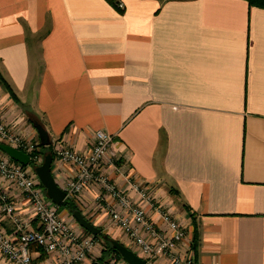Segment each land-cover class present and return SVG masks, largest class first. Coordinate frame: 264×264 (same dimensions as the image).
Listing matches in <instances>:
<instances>
[{
    "label": "crops",
    "instance_id": "crops-1",
    "mask_svg": "<svg viewBox=\"0 0 264 264\" xmlns=\"http://www.w3.org/2000/svg\"><path fill=\"white\" fill-rule=\"evenodd\" d=\"M118 1L122 13L105 0H0L2 76L52 150L85 156L96 131L111 135L109 157L150 186L191 240L187 206L199 233L194 264H264V10L243 0ZM7 95L0 87V117L35 140ZM50 170L62 188L74 169L53 158ZM0 190L38 229L26 198L1 179ZM97 192L80 205L101 227ZM0 228L14 234L1 213ZM52 258L34 250L31 264ZM0 264H9L1 254Z\"/></svg>",
    "mask_w": 264,
    "mask_h": 264
},
{
    "label": "built area",
    "instance_id": "built-area-1",
    "mask_svg": "<svg viewBox=\"0 0 264 264\" xmlns=\"http://www.w3.org/2000/svg\"><path fill=\"white\" fill-rule=\"evenodd\" d=\"M25 139L0 122L1 144L28 156L34 154L37 143ZM112 141L111 135L96 131L88 155H79L59 145L53 149V158L74 169L72 177L61 188L66 193V200L80 204L82 193L95 187L98 191L94 198L95 205L104 211L109 226L122 232L136 255L146 264H154L155 261L194 264L187 230L168 207L159 203L149 185L132 179L120 160L109 157ZM32 158L39 166L40 158L37 155ZM105 163L113 168L118 180L123 181V188L104 172L102 167ZM33 170L0 152V179L26 198L33 211L34 221L38 224V229L32 230L30 222L17 214L11 197L0 190V213L14 227L12 235H7L0 228L2 258L9 264H31L32 252L37 250L53 257L52 264H83L97 248L98 242L59 217L56 206L44 196V189ZM108 264L125 263L112 260Z\"/></svg>",
    "mask_w": 264,
    "mask_h": 264
},
{
    "label": "water",
    "instance_id": "water-1",
    "mask_svg": "<svg viewBox=\"0 0 264 264\" xmlns=\"http://www.w3.org/2000/svg\"><path fill=\"white\" fill-rule=\"evenodd\" d=\"M34 129L36 130L39 145H42L43 147H49L51 144H53V141L50 139L48 133L43 128L41 123H38L37 121L32 122ZM0 152L8 157V159H11L12 161L22 165L23 167L30 166V159L29 156L25 153L21 152L20 150H17L15 148L6 146L4 144H0ZM52 155L47 154L43 156V163L41 166H37L34 168V173L38 179V183L41 184L43 187L46 198L50 200L53 205L57 207L62 206V204L66 201V193L55 183L54 177L51 172V166H52ZM72 219L76 221V223L80 226L82 231L88 232L91 236H97L101 232L99 228L94 226L90 221L85 219V217L81 214L80 211H75L72 214ZM112 247L115 251L118 252L119 256L122 258L124 263L126 264H146L144 260H142L137 255H134L132 251L127 249L125 246H122L121 244L117 242H111Z\"/></svg>",
    "mask_w": 264,
    "mask_h": 264
},
{
    "label": "trees",
    "instance_id": "trees-1",
    "mask_svg": "<svg viewBox=\"0 0 264 264\" xmlns=\"http://www.w3.org/2000/svg\"><path fill=\"white\" fill-rule=\"evenodd\" d=\"M106 3H108L110 6L112 5L113 8H115L118 12L122 13L123 12V6L121 5V3H119L118 0H105ZM159 1H164V0H159ZM166 1V0H165ZM247 3L249 9L251 8H257L260 10H264V0H243ZM0 87L8 94L7 96H9V98L13 101V103H15L16 105L19 106V108H21L23 110V112H25V114H27L28 116V121H30L31 123L33 121H37L39 123V121L37 120V118H35L34 114H32L31 110L29 108H27L26 105H23L19 99L17 98V96H15L11 86L9 85V83H7V81L5 80V78L2 76L1 72H0ZM36 119V120H35ZM38 138V137H37ZM39 140L38 143L36 144V151L34 152V154H29V158H31V162L30 165L32 168H36V164L33 161V156L35 154H38L39 156H41V158L47 154H51L52 155V159H53V151L51 146L49 147H43L42 145H39ZM41 186V185H40ZM42 187V186H41ZM43 188V187H42ZM45 192V191H44ZM171 193H174L173 191H171ZM63 209H65L69 215H72L75 211L78 210L77 207H75V205L66 200L62 206ZM183 209L188 213L187 215H189L190 219H191V228H192V239H191V248H192V253L194 255V257L196 256V252L198 250V246H199V233H198V228L197 224H196V218L195 215H193V213L190 211V209L187 206H183ZM84 235L86 236H91L88 232H85L84 230L82 231ZM101 232V230H100ZM93 237V236H92ZM94 240H96L97 242H99L100 244L103 245L102 250H101V255H100V259L96 264H108L109 263V256H116L117 258H120L119 254L117 251H115L112 247V244L110 240H108V238L106 237V235L101 232L99 235L94 236L93 237ZM121 259V258H120Z\"/></svg>",
    "mask_w": 264,
    "mask_h": 264
},
{
    "label": "rangeland",
    "instance_id": "rangeland-1",
    "mask_svg": "<svg viewBox=\"0 0 264 264\" xmlns=\"http://www.w3.org/2000/svg\"><path fill=\"white\" fill-rule=\"evenodd\" d=\"M27 115V114H26ZM36 120V119H35ZM39 121V120H38ZM0 122H3L4 124H6V126L8 127V128H10L11 130H12V132H14L15 130L10 126V125H8L6 122H4L3 121V119L0 117ZM40 122V121H39ZM15 134H16V131H15ZM25 138V137H24ZM26 140V139H25ZM31 142H33V143H38V138L36 137V139L34 140V139H32V140H30ZM1 144V143H0ZM53 151V150H52ZM35 155H37L38 156V158H40V160H41V163H40V165L39 166H41L42 165V163H43V157L41 158V156H39L38 154H35ZM28 168H29V170H31V169H34V168H32L31 167V165L30 166H28ZM41 185V184H40ZM71 202V201H70ZM74 205H75V207H77L78 208V211H80L81 212V214L85 217V219H86V216H85V214H88V211L84 208V207H81V205L80 204H78V203H74V202H72ZM165 206V205H164ZM84 213V214H83ZM57 214L59 215V217L62 219V220H64L69 226H71V227H73V228H75V229H77V230H79L80 232H82V229L80 228V226L76 223V221L75 220H73L72 218V215H69V213L65 210V209H63L62 207H57ZM106 220H107V224H105L104 226H96L97 228H99V229H101V232H103L105 235H106V237L108 238V240H110V241H112V242H117V243H119V244H121L122 246H125L127 249H129L130 251H132L133 253L135 252V250H133L132 249V245H131V243H129V241L128 242H126V244L125 243H121L122 241H121V239H120V236L122 237V232L121 231H118V229H116V231H118L119 233H120V235H117L116 237L115 236H110L109 234H108V230H110V229H113L112 227H110L109 226V224H108V222H109V219H107V217L105 218ZM177 219V218H176ZM88 221H90L89 219H87ZM178 220V219H177ZM179 221V220H178ZM107 229L106 231L104 230L105 228ZM109 227V228H108ZM185 228V227H184ZM190 228H191V226H190ZM186 230H187V228H185ZM124 237V236H123ZM122 237V238H123ZM124 239L126 240V238L124 237ZM98 244V246H97V249L98 250H100L99 252V255H98V257H96V259H95V257H93V259L94 260H92V262H91V264H96L98 261H99V259L101 258L100 257V255H101V250H102V247H103V245L102 244H100L99 242L97 243ZM93 254L92 253H90L88 256H87V259L89 258V256H92ZM134 255H136V252L134 253ZM95 256V255H94ZM138 256V255H137ZM139 257V256H138ZM121 258V257H120ZM120 258H117L116 256H112V255H110L109 256V263L110 262H112V260H117V261H121V262H123L124 263V261L122 260V258L120 259ZM86 259V260H87ZM85 260V261H86ZM126 264V263H125Z\"/></svg>",
    "mask_w": 264,
    "mask_h": 264
}]
</instances>
